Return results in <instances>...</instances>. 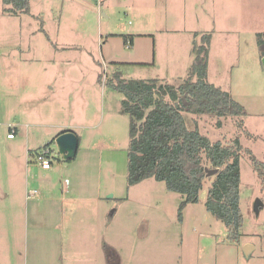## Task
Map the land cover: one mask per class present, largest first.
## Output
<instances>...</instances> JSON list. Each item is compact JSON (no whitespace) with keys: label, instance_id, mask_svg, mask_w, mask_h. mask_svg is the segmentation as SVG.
<instances>
[{"label":"rangeland","instance_id":"374dc122","mask_svg":"<svg viewBox=\"0 0 264 264\" xmlns=\"http://www.w3.org/2000/svg\"><path fill=\"white\" fill-rule=\"evenodd\" d=\"M3 6L0 0V191L15 195V218H6L0 202V240L28 235L30 258L33 229L20 217L28 202L25 190L45 195L100 189L106 200L101 205L111 215L106 239L119 247L121 264H264V204L258 213L254 208L258 198L264 203V184L249 154L264 161V56L257 41L264 31V0H31V12L20 14L4 12ZM206 33L211 34L208 80L230 91L246 114L222 117V125L216 116L184 111V117L188 128L198 127L212 141H241L239 240L206 208L212 175L199 202L188 203L181 214L182 195L164 181L150 177L128 185L130 116L122 109L124 94L106 83L120 70L125 78L178 84ZM127 34H133L132 43L125 42ZM6 121L28 140L9 139ZM67 123L80 135L70 160L61 157L53 139ZM48 142L51 167L32 162L26 169L27 148ZM8 163H13L10 175ZM73 227L68 224L62 234L71 230V236ZM131 232L142 236L133 238ZM21 252L24 256V247Z\"/></svg>","mask_w":264,"mask_h":264},{"label":"trees","instance_id":"16d2710c","mask_svg":"<svg viewBox=\"0 0 264 264\" xmlns=\"http://www.w3.org/2000/svg\"><path fill=\"white\" fill-rule=\"evenodd\" d=\"M2 2L4 12H31V0ZM124 38L126 43L133 42L132 36L124 35ZM257 41L264 56V31L257 33ZM210 42L211 34L206 33L200 44L195 43L196 60L187 77L178 84L160 78H125L120 70L113 71L106 83L124 94L122 109L130 116L128 185L150 177L164 181L170 191L182 195L181 214L188 203L199 202L208 177L207 168L218 169L212 175L205 205L224 222L229 237L239 240L244 223L240 206L241 141L238 137L228 143L212 141L198 127L188 128L184 117V111L216 116L218 125H222V117L246 114L245 106L230 91L208 80ZM239 126H244L242 119ZM51 142L44 147L51 148ZM39 149L29 150L30 156L34 157ZM249 154L264 184V161L251 151Z\"/></svg>","mask_w":264,"mask_h":264},{"label":"crops","instance_id":"0c3cea01","mask_svg":"<svg viewBox=\"0 0 264 264\" xmlns=\"http://www.w3.org/2000/svg\"><path fill=\"white\" fill-rule=\"evenodd\" d=\"M127 36H132L131 39L133 41V34H127ZM129 61L133 63H145L143 60L130 59ZM114 62L121 63L120 61ZM6 125L10 128L9 133L15 131L14 137H8L9 139L14 140L17 136L20 138L24 136V138L28 140L27 134L25 135L16 124L6 121ZM60 126L67 128L56 133L53 137L55 139L60 133L66 130H73L76 132L71 128V126H74L73 124L67 123L66 125ZM78 136L80 137L79 134ZM26 145H28L27 141ZM37 149H39V147L27 148L25 156L26 169L34 167L32 166V162L40 165L36 161L37 154L34 157H31L29 154V150ZM41 149H39V151ZM11 157H13V155H11ZM7 172L8 175L13 172V163H8ZM35 177L38 176L35 175ZM31 193L37 194L31 197ZM103 194L104 193L100 191V189L94 192L92 191L90 194L68 189L61 191L48 190L45 195L43 193L40 194V191L35 189L25 190V199L28 202H25V208L24 211L20 213V217L23 214L25 224H31V229H33L35 238L33 247H31L29 252L30 264H65L66 260L68 261L67 264H121L122 256L119 247L109 239H106V230L108 228L106 222L109 221L111 215L109 208L105 209V207L101 205V203H106ZM31 200L45 202L41 205L38 203L30 205L29 202ZM14 201L15 195L12 194V192L6 189L5 191H0V202L5 204L3 212H8L6 213V218L10 219V221L15 218ZM70 203H73V205L70 206ZM68 224L74 226L73 228L75 229V233L71 236L69 234L71 230L67 235L62 234ZM11 225H13V223H11ZM52 229L55 230V234ZM46 230L50 232L46 234ZM9 234L11 235V233ZM131 235L133 238L141 237L142 232L137 234L131 232ZM0 245L5 246L0 249V264H21L22 257L25 258L23 264H29L28 235L27 238L25 237L22 241L19 239L17 240L15 237L0 240ZM22 246L26 252L24 256H22L23 254L21 252L23 249ZM1 250H3L4 253H2Z\"/></svg>","mask_w":264,"mask_h":264},{"label":"water","instance_id":"95a60500","mask_svg":"<svg viewBox=\"0 0 264 264\" xmlns=\"http://www.w3.org/2000/svg\"><path fill=\"white\" fill-rule=\"evenodd\" d=\"M56 144L58 147V152L61 154V157L65 160H70L74 158L79 149V136L73 130H66L60 133L56 137ZM208 175H214L218 169H208ZM263 201L258 198L254 204L255 211L258 213L260 207L263 206Z\"/></svg>","mask_w":264,"mask_h":264},{"label":"built area","instance_id":"2783aa9c","mask_svg":"<svg viewBox=\"0 0 264 264\" xmlns=\"http://www.w3.org/2000/svg\"><path fill=\"white\" fill-rule=\"evenodd\" d=\"M15 131H12L8 134V137H14ZM53 154V150L50 147L43 148L37 153L36 161L43 167V168H50L51 167V155Z\"/></svg>","mask_w":264,"mask_h":264}]
</instances>
